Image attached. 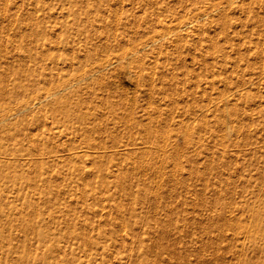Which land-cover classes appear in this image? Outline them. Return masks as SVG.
<instances>
[{
	"label": "rangeland",
	"instance_id": "obj_1",
	"mask_svg": "<svg viewBox=\"0 0 264 264\" xmlns=\"http://www.w3.org/2000/svg\"><path fill=\"white\" fill-rule=\"evenodd\" d=\"M119 1L121 0H0V84H3L6 90V96L0 98V129L6 126L18 127L27 132L28 137L34 134L39 142L51 148V153L65 154L72 139H78L80 136L74 135L71 126L74 123L73 118L70 119L63 112L52 115L49 108L56 101H64L66 106L70 104L68 108L72 111L78 102L83 110L87 106L96 108L95 116H87L86 122L84 121L87 126L86 139L90 138L92 141L108 145V151L112 149L110 146L116 141L141 142L140 135L143 129L141 125L133 122L132 128L126 133L123 132L122 126L118 127V132L109 128L98 130L96 127L102 125L105 118L106 122L110 115V110L108 111L101 101L114 102V109L127 119L133 108L134 113L137 110L139 113V107L142 104V108L146 107L153 114L159 113L171 120L169 124L156 127L167 128L168 126L172 132L177 131L178 139L174 142L176 147L174 153L180 157L177 161L179 160L181 169L184 166L185 171L190 166L202 175L198 176L195 172H190V168L189 175H187L188 171L184 172L183 169L178 175L173 173L171 157L168 161L156 162V164L150 162L153 167L157 163L158 166H161V163L166 164L161 166L162 174L155 169L156 176H154L151 169L143 171L137 166L133 167L131 164L133 153L130 155L132 156L130 164H123L120 169H117L121 176L115 179L111 171L112 168L116 169V166L110 167L109 162L101 160L99 165L81 162L79 163L82 165L81 170L85 172L79 175L78 171L74 170V161L67 164L58 161L57 164L51 163L49 167L53 168L49 176L52 194L47 208L39 199L36 204L40 203V209L44 210L40 215L27 217L25 212L36 205L27 204L26 200L31 195L37 197L38 193L33 192L39 191L25 187L22 193L17 194L19 178L18 183L16 180L6 181L1 175L7 172L18 173L12 169L15 167H8V163L18 158H25V155L13 153L10 149L19 147L21 142L28 144L29 141L23 134L12 137L2 135L0 136V264H254V261L264 262V254L256 253L250 241L244 240L240 234L232 233L229 228L223 229L227 236H224L223 232L219 234L218 223L214 219L211 220L218 213L224 212L222 214H225L227 218L235 214L236 218L251 224L252 219L248 208L256 205L254 201L256 196L264 195V185L263 187L260 183L255 185V178L259 173H264V124L259 123V116H257L259 113L256 112L260 109L264 114V89L261 88L258 92L250 89L251 92L256 93V96H247L250 97L249 99L239 98L238 112H234L232 105L229 104L226 111L219 113L212 103H207V106H210V110L206 111L208 115L201 113L200 109L206 106V102H218L223 94H228L227 101H232L231 95L235 92L234 83L237 75L228 71V80L225 79L228 84L222 80L224 76H227L226 72L218 71L210 74V70H203L206 78L197 85L193 82L194 79L181 72L182 68L179 63H176L175 55L184 58L183 62L188 64V68L194 67L197 71L201 70L199 64L212 61L211 52L205 47L201 48L196 42L197 33L192 31L180 40V46L183 47L180 48V52H171L173 43H166L165 46L155 43L153 50L148 47L143 51L146 53L143 75H150L153 69H157L153 67L156 65L155 60L164 62L166 67L176 68V82L171 79L166 67H158V72L152 75L154 81L155 79L163 80L167 91L149 94L150 89L145 88V86L150 88L147 85L150 83L149 77H145L144 84L139 83L138 88L134 89V84L127 87V83L123 81V74L117 72V68L116 70L107 68L80 83L51 94L41 101V104H29L34 100L35 95L47 94L59 84L101 63L106 55L111 56L114 53V49L105 44V38L100 39L96 36L104 35V32H121L125 26H130L133 15L147 13L149 18L151 16L153 18L160 5L173 10L179 9L183 4L188 5L194 0H122V4ZM74 10L77 12L75 13L77 17L81 19L76 20L79 23L74 22L76 17L73 14ZM223 11L215 10L214 13L211 12L210 17L207 15L201 19L200 22L204 24L201 35L213 36L220 42L224 41L223 30L218 24ZM228 11L231 16L228 18V23L232 25L228 28V32L230 35L237 36L234 37V43L236 40L240 42V39H248V31L240 23V19L243 20L244 17L240 15L242 14L240 9L232 8ZM87 15H91V19L86 23L84 19ZM94 15L102 16V20L98 17L94 18ZM116 19L118 23H115ZM120 19L125 24L120 23ZM204 20L207 21L204 22ZM107 25H112V28ZM51 31L58 33V38H47L46 34ZM88 34L92 38V43L85 41ZM72 43L76 47L73 48ZM155 49L157 52L154 51ZM76 53L86 56L78 62L73 58ZM166 53H168L167 59ZM49 57L57 60L59 64L53 63ZM64 57L65 61L62 63ZM194 60L196 63L192 62ZM149 66H152V69ZM44 78L48 81H44ZM208 79L218 81L211 86L206 81ZM82 84L84 86H81ZM189 90H192L191 95L187 92ZM79 99L83 101H78ZM150 99L159 100L156 101L159 104L158 112L149 105ZM171 101H187L189 105L185 106L181 103L176 106ZM246 101L252 102L246 106ZM24 106L27 107L23 108ZM34 113L38 115L34 116ZM249 114L254 116L253 122H250ZM180 123L184 127L185 124L193 127L194 141L191 144L183 140L181 130L183 131L184 127H181ZM230 128L232 134L227 133ZM154 135L157 134L152 131L148 146L152 145V141L157 142V137ZM211 142L213 147L209 146ZM142 145L141 143L140 146ZM171 161L172 164H170ZM210 166L213 169L208 168ZM170 173L177 175V180L179 177L182 183L176 182V177L171 174L172 177ZM235 173L238 174L237 177ZM157 175L162 178L160 183ZM219 175L224 178L235 175L233 179L231 178L235 183L231 181L228 188L225 185L217 189L220 188L219 184L216 187L214 182L218 181ZM250 176L254 178L251 181L248 180ZM171 178H174L173 181ZM152 179L156 180L155 183ZM205 181L212 186L203 187ZM151 184L156 186V189L152 188ZM253 187H256L257 192L253 190ZM217 190L219 192H216ZM211 215L212 217H209ZM203 226L206 228L204 229ZM221 235L224 237L219 239ZM235 235H240V238ZM230 236L233 237L231 240Z\"/></svg>",
	"mask_w": 264,
	"mask_h": 264
},
{
	"label": "bare ground",
	"instance_id": "obj_2",
	"mask_svg": "<svg viewBox=\"0 0 264 264\" xmlns=\"http://www.w3.org/2000/svg\"><path fill=\"white\" fill-rule=\"evenodd\" d=\"M119 2L121 3L122 0ZM232 8L233 9L237 8L238 10L240 9V13H242L240 15L244 16L243 20H241L239 18L240 23L246 27V29L248 31L247 38L249 37L248 39H244V40L240 39V42H237V40H236V43H234L233 40H234V37H237V36L230 35V33L228 32V28L230 26H232V25H230L231 23L230 24L228 23V20H229L228 18L231 17L228 10L232 9ZM218 9L224 10L223 13L220 15L221 18L220 19L218 18L219 19L218 24L221 25L220 28H221V30H223L222 31L223 37H224L223 42H220L218 40V38L216 39V37L214 38L213 36L200 34L201 30L204 28V24L202 22H200L201 19L207 15H209L208 17H210L211 12L218 10ZM75 13H77V12L75 11L73 13L76 16L74 18V22L79 23V21H76V20H81V19H80V17H77V15ZM97 17L100 20H102V16L94 15V18H97ZM90 19H91V15H87V17H85L84 20L87 23ZM206 21L204 20V22H206ZM115 23H118L117 19L115 20ZM120 23L125 24L124 21H122L121 19H120ZM142 24H144V26H142ZM129 25H130L129 27L125 26L126 28L124 27V29L121 32H117V31L104 32L103 33L104 35L96 36L100 39L105 38V44L109 45L110 47H112L114 49V53L111 56L106 55L104 57L105 58L104 61H102L101 63H97L95 66L89 68L88 70L83 71L81 74H79L78 76H75L74 78H72L71 80H69L67 82H65L63 84H59L57 88L48 91L47 94L35 95L34 100L32 102H30L29 104L40 103L41 101L47 99L51 94H55L56 92L63 90L65 88H68L75 83H80L81 81L87 79L88 77L93 76L95 73L101 72L107 68H113V69L115 68V70L117 68V70H118L117 72H119L120 74L121 73L123 74V76H124L123 81L125 83H127L126 84L127 87H130L131 84H134L133 88L134 89L138 88L139 83L142 84L144 81V78L149 77V78H151L150 83L149 84L147 83V81L149 79L145 82V84L147 83V85H149V87H150V88H147L145 86V88L147 90L150 89L151 92H148L149 94L150 93L152 94V92L158 93L160 91H164V90H166V87H165L166 85H164L165 83L162 82L163 80L159 81V79H155V81H154L152 75L154 73L158 72L157 71L158 67L165 68L166 64L164 62L155 60L156 65L153 66V64H152V66L157 68V69L156 70L153 69L151 71L152 73L150 75H147V76L143 75L142 71H143V69L145 67V63H146V60L144 58L146 53L145 52L143 53V51L145 50V48H148V47H151L153 50L155 48V46H153L155 43H158L160 46L161 45L165 46L166 43H168V44L173 43L172 44L173 48H172L171 52H173V53L174 52H180L181 51L180 48H183V47H181L182 45L180 46V43H179L180 40L183 39L186 34H189L192 31L198 34V39L196 41L198 43V45H200L201 48L205 47L209 52H211V60L212 61L203 62L201 64L198 63L201 70L197 71V70H195L194 67H193V69L188 68V64L183 62L184 58L179 56L180 54H178L179 57H177V55H175L176 60H177L176 63H179L180 67L182 68L181 72L186 73L185 75H189V77L194 79L193 82L196 83L197 85L202 83L203 79L206 78V74L203 73V70H210L211 71L210 74H212V73L214 74L218 71L219 72L220 71L226 72L227 74H225V75H227V76H224V77L222 76L224 78V79L222 78V80L225 83L227 82L225 79H227L229 77L228 71L234 72L237 75V79L234 83V86L236 87L234 89L235 92L232 93V95H231V98L233 96L232 101H227L228 94H223L219 97L218 102L217 101L206 102V104H205L206 106H202L203 108L201 107V109H200L201 113H206V111L208 112V110H210V106H207V103H209V104L212 103V105H214V107H215V110H217V112H219V113L226 111L228 109L227 105H229V104L232 105L231 108L234 110V112H238V110H240L239 103L237 101L239 98L246 97L249 99L250 97H247V96H251V95L256 94L254 92H251V90H255V92H258L261 88H262V90L264 89V0H194V1H190L188 3V5L183 4V5H181V7L179 9H173V10H171L170 8L162 7L160 5V7H158L157 13L155 14V16L153 18H152V16H151V18H149L147 16V13H144L143 15H133L131 17V24H129ZM107 26H109V25H107ZM235 27L237 28L238 26H235ZM109 28H112V25H110ZM109 28H108V30H110ZM54 30H55V28H54ZM237 33L239 34V32H237ZM38 34H39V32H38ZM204 34H206V33H204ZM46 35H47V38L49 37L51 39L52 38H58V36H59V34L56 33L55 31H51V33H47ZM206 37H208V39H205ZM91 40H92V38L90 37V34H88V36L85 38V41L92 43ZM111 40H113V42ZM71 46L73 48L76 47L73 43ZM164 50H165V48H164ZM154 51L157 52L156 49ZM150 52H152V51H150ZM85 56L86 55H83V54L81 55V53H76L73 58L76 59L78 62H81L82 58ZM167 56H168V53L165 54L166 59H167ZM163 57H164V55H163ZM49 58L53 63L59 64L57 62V60H54L52 57H49ZM159 58H156V59H159ZM208 59H210V56H208ZM64 61H65V57L62 58V63H64ZM169 62H171V61H169ZM192 62L196 63V60H194ZM70 64H71V62H70ZM116 64H118V65H116ZM122 65H124L125 67L123 68ZM152 66H149V67H151V69H152ZM166 68L168 69L167 73L171 76V79L174 82H176V80H177V78H175L176 77L175 74H177L175 72L176 68L172 67V66L166 67ZM62 74H64V73H62ZM43 80L45 81V80H47V78H44ZM206 81L211 86H213L214 82H216L218 80L214 81V79H208ZM185 82H186V80H185ZM81 86H84V85L82 84ZM38 87H40V86L38 85ZM134 89H132V90H134ZM262 90L260 92H262ZM5 91L6 90L3 86V84L2 85L0 84V98H4V96H6ZM69 92H71V91H69ZM187 92L189 95L192 94V90L191 91L189 90ZM78 101H83V100L79 99ZM150 101L151 102L147 101V103L149 102V105H151V107L153 106L154 109H156V111L158 112L159 111L158 110L159 104L156 103V101H159V100H156V99L151 100L150 99ZM171 102H172V104H174L176 106H179L181 103H183L185 106L189 105L187 101H185V102L184 101H171ZM246 102H247L246 106H248V105H250V103L252 101H246ZM113 103L114 102H112V101H101V104L105 105L106 108H108V111L110 110V115H109V118L106 120V122H105V119H106L105 118L102 125H99L96 128L100 131L106 130L107 128H109L110 130H112L114 132H118V127L122 126V128L124 130L123 132L126 133L127 131H129L132 128L131 126H132L133 122H135V123L141 125L142 129H143L142 135H140V137L142 138L141 142H137V141H116L110 146L112 149L107 151L108 145L103 144L101 142L92 141L90 138L89 139L91 141L89 139H86L87 138V134H86V127L87 126H85L84 121L86 122L87 116H95L94 110L96 108L93 106H87L86 109L83 110L80 108V103H78V102H76L75 109L72 111L70 108H68L70 106V104L68 106H66L64 101H56L55 103H52L51 104L52 106L49 108L50 109L49 111L52 112V115H55V113L57 114L58 112H63L65 114V116H69L70 119L73 118L74 123L71 126L73 127L74 135L77 136L79 134V136H80V138H78V139H76V138L72 139L70 146L69 147L67 146L68 148H66L68 151L65 154L51 153V148L49 146H47L46 144H42L41 142H39L36 139V137L34 136V134H31V136L29 135V137H28V133L25 132L24 130L18 128V127L14 128L13 126H10V127L6 126V127H3L2 129H0V136L5 135V136L12 137V136L17 135V134H23L25 139H28V141H29L28 144L21 142L19 147H14L13 149H10L11 152H13V153L25 155V158H18L15 161L8 163V167H15L12 169H15V171H18V173L11 174V173L7 172V173H4L1 175L2 178L6 181H12L13 182L14 180L17 181V179L19 178L20 183L17 181L19 183V185L16 189L17 194L22 193L24 191L25 187L35 189V190L37 189L39 191V192H33V193H38L37 197L35 195H31V197H28L26 200L27 204L36 205V206L32 207L31 209H29L25 212L27 217H33L34 215L35 216L40 215V213L44 210L43 208L40 209V207H39L40 203L36 204L37 202H39L38 201L39 199L41 200V203L42 202L44 203L43 206L45 208H47V206H48V203L50 201L51 194H52V191L50 188V182H49L50 171H52V169H53V168L52 169L49 168L51 166V163L57 164L58 161H60L63 164H67L70 161H74V163H75V164H73L74 170H77L79 175H83L85 171L81 170L82 165H80L79 163L89 162L90 165L91 164L92 165H95V164L99 165V163L102 160V162H109L111 164L110 167L113 165L116 166V169L112 168V171H111V175L112 176L114 175V179H115L118 176L119 177L121 176V174L117 172V169H120L123 166V164H130V159L132 158V156H130V155L134 154L133 160H132L133 162L131 164H133V167L137 166V168H139L143 171L146 169H151L154 172V170L156 169L155 171H158V172L160 171L159 173L162 174V172H163L162 167L166 164L161 163V166L163 165L161 167V166H158V163L163 162L165 160L168 161V158L172 157V159H170V160H173V165H171L174 167V169L172 168L173 173L178 175L182 172V169L184 168V166L181 169L180 162H178L179 160L177 161V159H179L180 157L175 155V153H174L175 152L174 149L176 148L174 145V142H176V139H178V138H176L178 136V133H176L177 131L172 132L168 128V126H167V128H165L164 126L156 127V126L161 125V124H169L171 122V120L168 119L167 117L161 116L159 113L153 114L152 112L147 110L146 107L142 108V104L139 107L140 112L138 113L137 112L138 110H137V111H135L136 113H134V108H133L130 111V117L127 119V117L125 118L124 116L120 115L116 111V109H114ZM145 105H147V104H145ZM260 106H262V104ZM25 107H27V106H24L23 108H25ZM91 107H92V109H91ZM161 109H162V111H164L163 108H161ZM9 110H10V108H9ZM15 110H18V109H15ZM160 112H161V110H160ZM248 112H252V111H248ZM256 112L259 113V114H257V116H259V119H258L259 123L264 124V114L262 113V111L260 109H257ZM96 113H98V112H96ZM247 113H246V115H247ZM206 114L208 115V113H206ZM33 115L34 116L38 115V113H34ZM202 115H204V114H202ZM226 116H227V113H226ZM226 116H224V118ZM253 117L254 116L249 114V119L251 121L250 120H248V121L253 122L254 121ZM170 118H171V116H170ZM205 118H204V121H205ZM2 119H4V118H2ZM225 121L226 120L224 119V122ZM182 122H184V121H182ZM177 123H178V121H177ZM222 123H223V121H222ZM180 126H181V123H180ZM227 126H228V124H227ZM181 127H184L183 124ZM192 128L193 127H190L189 124H185L183 131L181 130V132H182L181 135L183 137V140H185L186 143H188V144H191L194 141V138L192 136V133H194V129H192ZM221 129H222V126H221ZM201 130H203V129H201ZM152 131L157 134V135H154L155 137H157V142L152 141V143H151L152 145L148 146V144L150 143L149 139L152 137ZM178 132H180V130ZM229 132H231V128L228 129L227 133H229ZM210 133H211V131H210ZM222 134H224V132ZM231 134H232V132H231ZM181 135L179 134V138H181L180 137ZM208 135H209V133H208ZM226 137H228V136H226ZM211 139H213V138H211ZM211 139H209V140H211ZM219 142H220V138H219ZM232 142H234V141H232ZM141 143L143 144L142 146H140ZM229 144L230 143L228 142V145ZM234 144H235V142H234ZM210 145H212V147H213L212 142H211V144H209V146ZM187 149H188V146H187ZM8 150H9V148H8ZM107 152H109V153H107ZM211 152H212V150H211ZM180 153H181V151H180ZM177 154H178V152H177ZM154 157H156V158L154 159ZM238 158H239V156H238ZM215 159H216V157H215ZM152 160H154V161H152ZM150 162H152V163L154 162L155 164H156V162H158L157 165L154 164L156 166V168H154L155 166L153 167ZM170 164H172V161ZM210 164H212V163H210ZM185 165H186V163H185ZM124 167H125V165H124ZM189 168H190V166H188V168H187L188 170H185V171H188L187 172L188 174L186 173L187 175H189L190 169H191L190 172H195L196 175H198V176L202 175V173L198 174V172L195 171V168H190V169ZM208 168L213 169V167H211V166ZM184 169H183V171H184ZM161 170H162V172H161ZM141 173H142V171H141ZM154 173H153V175L156 176V173L155 174ZM164 173H165V171H164ZM160 174H158V175H160ZM171 174L172 173H170V175ZM175 174H172V175L175 176ZM235 174L237 177L238 174L237 173H235ZM177 175L175 176L176 177L175 181L177 180ZM154 176H152V177H154ZM234 176L235 175H232L231 178L233 179ZM217 177H218V181L214 182L216 187L219 184L220 188H217V189H221L225 185H227V188H228V184L234 182V181H232V179L230 177L224 178L221 175H219ZM164 178H165V176H164ZM187 178H189V177H187ZM187 178H186V180H188ZM154 179H152V181H154ZM160 179H162V178L159 177V181L157 180L159 183H160ZM172 179H174V178H171V180ZM252 179H254L252 176H250L248 178L249 181H251ZM155 181H154V183H155ZM168 181H170V180H168ZM176 182H180L179 177H178V180ZM180 183H182V182H180ZM186 183H187V181H186ZM259 183L262 184V187H263V185H264V173H259V175L255 178V185H258ZM249 184H251V183H249ZM158 185H157V187L160 186V185L159 186ZM175 185L177 186V183ZM209 186H212L211 183H208L207 181H205L203 187L208 188ZM155 187L153 186L152 188H155ZM190 187L191 186H189V188ZM194 188H195V186H194ZM200 189L203 190V188H200ZM159 190L160 189H158V191ZM253 190L256 191V187H253ZM151 191H153V189ZM209 191H210V189H209ZM154 192H155V190H154ZM216 192H219V191L217 190ZM159 193L160 192H158V194ZM229 193L231 194V192H229ZM200 195H201V193H200ZM262 195L256 196V198L254 200L256 202V205L252 204L253 206L248 208V210H250V215H251V219H252L251 224H250V222H249V224H246L247 222H245V221L243 222L240 219L236 218L237 216H235V214H234V216L229 217V218H227L225 216V214H222L224 212L218 213V215L216 217H212V215L209 216V217H212V219L210 218L211 220L214 219L218 223V227H219L218 233L219 234H221V232H223L225 234V235L224 234L223 235L227 236L226 233L223 231V229L225 228L224 230H226V228H229L232 230V233L240 234L244 240L250 241L251 243L250 242L249 243L253 247L254 251L256 253H259V254H261V253L264 254V195L263 196ZM229 214H230V212H229ZM205 228L206 227H204V229ZM219 234H216V235L219 236ZM232 236H230V240H231ZM235 236H238V235H235ZM223 237L221 235V237H219V239L223 238ZM242 237H241V239H242ZM239 247H241V246H239ZM234 248H236V247H234ZM238 252L240 253L239 250H238ZM254 264H264V262L254 261Z\"/></svg>",
	"mask_w": 264,
	"mask_h": 264
}]
</instances>
